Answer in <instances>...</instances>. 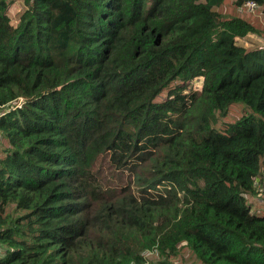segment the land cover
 <instances>
[{"label": "trees", "instance_id": "1", "mask_svg": "<svg viewBox=\"0 0 264 264\" xmlns=\"http://www.w3.org/2000/svg\"><path fill=\"white\" fill-rule=\"evenodd\" d=\"M260 36L264 0H0V264H264Z\"/></svg>", "mask_w": 264, "mask_h": 264}, {"label": "built area", "instance_id": "2", "mask_svg": "<svg viewBox=\"0 0 264 264\" xmlns=\"http://www.w3.org/2000/svg\"><path fill=\"white\" fill-rule=\"evenodd\" d=\"M246 5H247V7H248L249 10H253L254 7H255V3L252 2V1L247 2ZM21 102H22V100H21V99H18V101H17V103H16L17 106H19ZM2 114H3V112L0 113V115H2Z\"/></svg>", "mask_w": 264, "mask_h": 264}, {"label": "rangeland", "instance_id": "3", "mask_svg": "<svg viewBox=\"0 0 264 264\" xmlns=\"http://www.w3.org/2000/svg\"><path fill=\"white\" fill-rule=\"evenodd\" d=\"M257 39H259L260 40V42H262V43H264V37H259V38H257ZM195 87H199V83H195ZM21 104V103H20ZM17 106V104H15V105H10L8 108H13V107H16ZM20 106V105H19ZM262 191H264V187L262 188ZM253 208H256V207H253Z\"/></svg>", "mask_w": 264, "mask_h": 264}]
</instances>
